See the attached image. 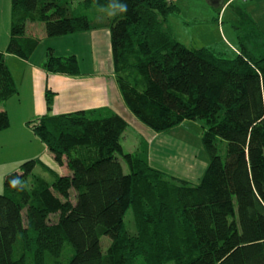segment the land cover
Wrapping results in <instances>:
<instances>
[{
    "label": "trees",
    "instance_id": "16d2710c",
    "mask_svg": "<svg viewBox=\"0 0 264 264\" xmlns=\"http://www.w3.org/2000/svg\"><path fill=\"white\" fill-rule=\"evenodd\" d=\"M73 1L10 0L0 104L17 93L4 55L28 59L39 43L26 35L27 24L43 25L47 38L106 28L131 115L158 134L201 121L208 164L193 184L151 167L145 145L125 153L121 137L128 123L111 110L30 121L32 133L67 172L55 173L48 185L34 176L38 161L30 159L5 175L0 264H29L30 257L44 264L45 255L60 252L67 258L54 264H135L139 256L144 264H264V54L249 49L240 34L232 58L215 48L186 47L167 23L180 13L171 0H76L75 8ZM117 2L127 3V12L110 15ZM94 10L96 16L86 13ZM246 22L264 49V33ZM43 66L53 74L79 73L74 56L49 52ZM53 95L46 93L47 109ZM8 127L2 109L0 132ZM219 141L225 143L222 155ZM14 179L17 188L10 186ZM128 211L135 236L123 228ZM102 237L111 242L106 255Z\"/></svg>",
    "mask_w": 264,
    "mask_h": 264
},
{
    "label": "crops",
    "instance_id": "0c3cea01",
    "mask_svg": "<svg viewBox=\"0 0 264 264\" xmlns=\"http://www.w3.org/2000/svg\"><path fill=\"white\" fill-rule=\"evenodd\" d=\"M207 1L215 9H219L220 14L234 0ZM248 2L249 4H247ZM10 3V0H0V52L5 50L9 41L11 24ZM245 4L248 5L246 12L249 14L248 16L246 15V19H250L256 26L260 24L264 25L263 0H245ZM179 11L180 13L182 12L181 9ZM86 13L90 17L98 14L95 10L91 12L86 11ZM211 19L212 22L215 21V17L210 16ZM217 30L219 31V38L222 42L220 45L225 48L228 47L229 42L224 40L226 35L223 27H218ZM26 35L37 38L39 40L38 45L41 44V46L38 51H36V47L28 59H21L9 54L4 55L7 67L15 82L17 93L0 104V110H5L8 117L11 118L9 127L0 132V141L3 139V135L9 136V133L12 132L10 127L14 116L18 117L17 123H19L20 130H18L15 141L10 140V142L14 141L16 143L15 145L13 144L14 147L12 148L10 145V148L21 149L24 148L23 146L28 147L29 145L32 146L33 143H38V138L27 126V123L30 121H35L46 115L57 116L78 111L106 109L120 115L128 123L121 137V146L125 153H136L145 145L147 147V160L151 167L165 173L169 172L167 169H169L170 164H173L172 169H175L174 167H182L183 169L187 167L191 172L197 174L194 177L195 181L198 182L200 180L208 164L207 154L205 153L206 156L203 155L200 158V151L198 153L197 150L196 153L191 144L180 143L172 137L175 129H185V122L167 133L158 134L137 122L135 117L126 108L113 71L111 32L109 29L102 28L57 38H47L43 25L29 23L27 24ZM52 39L56 40L52 42ZM232 50L235 54L239 52V49H235L234 47ZM49 52L56 57L74 56L77 60L79 73L77 75H65L47 72L43 65ZM47 92L54 94L50 109H47L46 106L45 96ZM135 135H138L136 139ZM127 140H132L133 145L136 143L133 149L128 147L125 150L124 143ZM1 143L3 142L1 141L0 145ZM0 148L3 150V146ZM178 148L179 152H175ZM42 150V154H49L46 147ZM179 155L184 156L183 159L180 158V163L177 161ZM30 159L37 160V165H43L41 156L39 158H33L31 155H26L22 160L4 159L2 163L5 166L3 167V171H0V174L5 175L18 170L17 167L23 161ZM198 159L202 161H198ZM164 164L166 166L167 164L169 165L167 169L164 168ZM7 165L10 166V171L6 168ZM37 165L35 168L38 167ZM43 168L45 169V171L42 170L43 172H52L49 168L47 169L44 166ZM53 171L55 172V170ZM176 176L183 177L178 174Z\"/></svg>",
    "mask_w": 264,
    "mask_h": 264
},
{
    "label": "rangeland",
    "instance_id": "374dc122",
    "mask_svg": "<svg viewBox=\"0 0 264 264\" xmlns=\"http://www.w3.org/2000/svg\"><path fill=\"white\" fill-rule=\"evenodd\" d=\"M172 1L175 5L179 7V9H181L182 12L180 13V15L173 14L169 16L167 23L175 39L181 44L185 45L186 47L193 49H199L204 47L215 48V49L219 48L223 56L227 58H232L235 55V53H233L234 51L232 50L233 47L235 49L236 48L240 49V44L238 40V35L240 34L243 35L244 40L249 44L248 46L249 49L253 50L254 52H258L259 54H264V49L262 48V43H261L262 41L254 34L256 30L252 32L253 29L252 26H250L248 22H246V18H247L246 15L247 16L249 15L246 12L248 7L247 4H249V2L245 4V0H234L230 4V6L224 8L222 13L219 14L218 11L219 9H215L214 6L210 4L207 0H172ZM78 4L79 3L76 0H74L72 5L75 8L77 7ZM263 6H264V0H263ZM210 16L215 17V21L212 22V19L210 20ZM218 27H223V31L226 35V38L224 40L229 42L228 47L226 48L220 45V43L222 42L219 38V31L217 30ZM255 28L259 32L264 33V25L261 24L258 26L255 25ZM246 36H248V38H246ZM55 40L56 39H52L51 41L53 42ZM40 46L41 44L37 46L36 51L40 49ZM219 49L217 50L220 52ZM10 120L11 118H9V122ZM17 122H18V117L14 116L13 122H11V127H10L12 129V132L9 133V136L3 135V139H1V141L4 144L1 143L0 145V147L3 146V150L0 148V164H1L0 171L1 170L3 171V167L5 166V164L2 163L4 159L22 160V158L26 155H31L33 158L34 157L39 158L41 156V162L43 163V165L42 164L37 165L38 167H36L35 170L33 171L35 174L34 176L42 178L48 185H50L56 179L57 176L53 174L57 172L59 174L61 173L63 174L64 172H67V170H65V168L64 169L58 168L49 154L47 155L42 154L43 153L42 149H44L45 146L39 139L37 140L38 143L37 142L33 143L32 146L29 145L28 147L23 146L24 148L21 149L18 148L11 149L16 144L14 141L17 138L16 136L18 134V130H20L18 125L19 123ZM185 126H186L185 129L184 128L175 129L173 131L174 133L172 134V137L174 138V140L179 141L180 143L191 144L194 147L196 153L197 150L198 153L200 151L199 153L200 158H202L203 155L206 156L204 150L202 149L201 142L198 138V136L204 130L203 123L201 121H187L185 122ZM136 137H138V135L137 136L135 135V139ZM10 140H14V141L10 142ZM135 145L136 143H134L133 145L132 140L131 141L127 140L124 143V148L125 150H127L128 147L133 149V146ZM178 150L179 148L175 152H179ZM219 152L220 155L225 153L224 142L219 141ZM180 158L183 159L184 156L179 155L177 157L178 162ZM198 161H202V160L198 159ZM122 165L124 172L127 173L128 172L127 167L124 164ZM172 165L173 164H170L169 169H167L169 166L168 164L167 166L165 164L163 165L164 168L169 171L166 173L167 175L189 181L193 184L197 182L194 179V177L197 175L195 172H191L187 167L186 168L184 167V169L182 167H174L175 169H172ZM43 166L47 169L49 168L52 172H43L45 171ZM9 167L10 166L8 165L6 166V168H8V170L10 171L11 168ZM17 168L19 169V167ZM53 170H55V172ZM176 173L178 175H182L184 178L177 177ZM5 175L0 174V193H3L4 191L3 176ZM30 181L31 179L29 178L26 183L30 185ZM123 224H124L123 228L127 236L137 235L138 227L134 221L131 211H128L126 213ZM101 244H102L103 253H105L106 255L107 251L110 248L111 242L109 239L102 237ZM66 258H67V254H65L64 252L62 253L60 252L59 255L56 257L53 254L45 255L44 264H54L55 261L63 262L65 261ZM143 259H144L143 257L139 256L137 257L134 263L142 264ZM29 264H33L32 257H30ZM169 264H174V263H169Z\"/></svg>",
    "mask_w": 264,
    "mask_h": 264
},
{
    "label": "clouds",
    "instance_id": "9594fccd",
    "mask_svg": "<svg viewBox=\"0 0 264 264\" xmlns=\"http://www.w3.org/2000/svg\"><path fill=\"white\" fill-rule=\"evenodd\" d=\"M110 7L114 8L113 12H110V15H115L117 13L123 14L127 12L128 5L127 3H119L117 2L115 5H110ZM20 185V181L18 179H14L10 181V186L13 188H17Z\"/></svg>",
    "mask_w": 264,
    "mask_h": 264
}]
</instances>
